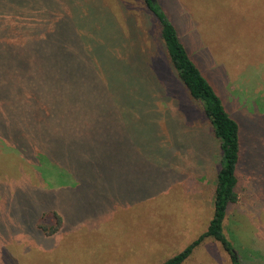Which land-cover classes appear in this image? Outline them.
I'll list each match as a JSON object with an SVG mask.
<instances>
[{
  "label": "rangeland",
  "instance_id": "374dc122",
  "mask_svg": "<svg viewBox=\"0 0 264 264\" xmlns=\"http://www.w3.org/2000/svg\"><path fill=\"white\" fill-rule=\"evenodd\" d=\"M157 1L241 125L225 233L243 264H264V0ZM22 4L44 94L5 80L25 58L0 62V264H163L208 229L223 151L158 18L144 0ZM49 211L63 218L53 235L38 226ZM182 264L232 261L207 238Z\"/></svg>",
  "mask_w": 264,
  "mask_h": 264
},
{
  "label": "trees",
  "instance_id": "16d2710c",
  "mask_svg": "<svg viewBox=\"0 0 264 264\" xmlns=\"http://www.w3.org/2000/svg\"><path fill=\"white\" fill-rule=\"evenodd\" d=\"M144 2L148 9L158 18L161 25L162 38L165 42L170 59L192 98L203 104L205 113L214 126V134L220 140V148L223 151V166L218 175L215 189L214 214L208 229L193 243L178 254L167 259L163 264L184 263L190 258L194 250L207 238H212L221 242L224 249L230 255L232 264H243L233 243L227 237L224 226L230 207L239 199L238 188L240 178L238 170L240 169L243 156L247 152V144L242 134L241 125L227 111L222 98L217 93L213 84L191 58L178 34L177 27L167 17L158 1L144 0ZM16 3L17 6L14 7L13 4ZM22 3L23 0H0V62L4 61L3 65L8 62L11 63L9 67L12 69L17 55L21 56L20 59L25 58L20 61L21 65L24 64V69L20 70L21 72L6 76L5 80L11 85L21 86L23 88L31 84L34 90L38 89L44 94L43 89L36 88L39 81L36 68L41 65L40 63L42 61L37 60L38 63L36 65L30 64L29 66L26 61L30 56L28 55L30 49L27 53V46L25 47V44H28L26 38H28L29 35L26 36L25 34H27V32L30 33V30L28 28V10L25 9L27 4ZM24 9L25 11H23ZM41 39L44 40L42 47L51 45L46 42L44 38H38L36 41L38 42ZM47 43L48 46L46 45ZM37 47L39 46L37 45ZM37 47L32 53L36 56L41 53V51H39L40 48ZM14 50H17V52L14 53ZM5 73L4 71L2 75ZM10 73L12 74V70ZM64 81L63 94L64 97H66L65 95L73 93L69 90L70 83L72 82L71 77H64ZM41 85L43 88V80ZM49 102L50 99L48 100V104ZM30 103L32 109L38 111L36 114L39 117H42L50 106L44 109L43 100H36L34 97ZM87 149V147L82 148V151H88ZM82 159L86 160L88 157L85 158L82 156ZM38 226L41 231L47 235H53L62 228L63 218L56 211L44 212L39 218Z\"/></svg>",
  "mask_w": 264,
  "mask_h": 264
}]
</instances>
